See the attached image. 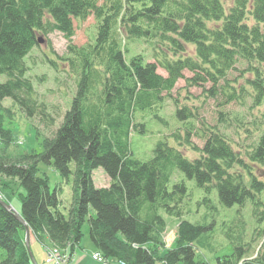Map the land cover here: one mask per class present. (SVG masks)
I'll use <instances>...</instances> for the list:
<instances>
[{"label":"trees","instance_id":"trees-1","mask_svg":"<svg viewBox=\"0 0 264 264\" xmlns=\"http://www.w3.org/2000/svg\"><path fill=\"white\" fill-rule=\"evenodd\" d=\"M90 15L96 21L93 39L81 46L69 42L62 57L75 94L42 150L3 153L14 137L0 112V176L15 178L23 189L18 212L34 239L70 258L81 247L87 222L94 252L109 264H264V0L229 5L223 0H0V75L6 77L0 100L9 98L27 117L52 120L39 103L25 58L39 44L38 33L59 31L70 40L73 19ZM135 41L148 46L154 61L142 53L126 57ZM233 72L238 74L230 79ZM182 78L185 87L210 83L204 96L223 94L224 104L249 99V108L259 113L248 125L234 121L236 134L243 131L250 141L232 142L197 118V107L186 102L189 96L185 102L172 97ZM166 97L172 98L180 126L156 142L150 158L139 160L130 148L131 135L145 132L137 117L167 125L159 116ZM219 114L218 121L227 122ZM194 120L202 125V147L190 141ZM40 163L52 165L63 178L72 174L65 214L59 208L61 189L51 190L47 178L38 175ZM97 168L108 176V186L94 184ZM175 173L202 191L199 204L214 208V194L224 207L237 206L222 223L229 253L216 256L222 244H216L215 222L182 219L190 213L192 193L178 175L173 180ZM246 205L248 219L242 213ZM161 210L179 219L170 247L161 239L166 227ZM24 235V225L0 204V264H33Z\"/></svg>","mask_w":264,"mask_h":264},{"label":"rangeland","instance_id":"rangeland-1","mask_svg":"<svg viewBox=\"0 0 264 264\" xmlns=\"http://www.w3.org/2000/svg\"><path fill=\"white\" fill-rule=\"evenodd\" d=\"M226 5H229L231 0H223ZM74 34L70 40L66 39L59 31H53L48 34L38 33L37 36L41 39L36 47L25 58V64L28 67V76L31 77L33 86L37 91L39 103H43L44 110L49 114L52 120H40L39 117H27L24 112L12 103L9 98L0 100V112L3 116V126L11 130L14 143L3 153L10 155H16L18 153L41 151L42 141L46 137H51L56 131L58 125L62 121L64 112L69 108L70 101L75 94V80L70 73L68 66L62 59L66 55L67 45L71 42L73 45L81 46L91 41L94 36L96 21L92 15L88 16L84 20L73 19ZM129 52L126 57L142 53L149 61H154L151 58L150 49L141 41H135L129 43ZM157 72L163 76L166 73L160 67L157 68ZM238 72H233L230 75V79L237 76ZM185 77H191V73L184 72ZM6 80L4 75H0V82ZM185 79H179L172 90V97L178 98L180 101H184L185 96H189L190 99L186 102L188 105L197 107V118H201L204 123L209 126H215L221 133L226 134L232 142H239L240 144H246L248 140L244 136L243 131L240 134H236L235 119H241L245 125L251 122L255 116L259 113L257 108H249L251 101L245 99L242 104L237 102H229L224 104L225 96L223 94H217L215 96L205 97L207 90L211 87L210 83H206L203 86H188L185 87ZM185 102V101H184ZM174 105L172 98H165L163 107L159 116L163 119L167 125L162 124L159 120H156L148 115L144 116V119L137 117V121L142 122L145 126L144 133L134 132L130 137V148L135 158L145 161L151 156V151L157 141L163 140L164 137L180 123L174 115ZM220 112H222L223 119L227 122H219ZM229 119V120H228ZM195 129L190 136V141L198 146L202 147L204 139L200 137V127L202 125L199 121H193ZM197 131V133L195 132ZM182 132V130L180 129ZM170 136V135H169ZM169 139H171L169 137ZM172 141V140H171ZM183 153L188 157H194V154L189 149L181 148ZM73 165L71 164V168ZM38 175L47 178L49 187L52 189H61L60 192V211L66 213L72 199V174L69 178H63L52 165L40 163L38 164ZM179 176L183 179L191 191V210L189 214L183 216V220H187L191 223H198L202 225H210L213 222L217 224L214 231V237H217L216 244H222L219 247L216 256L223 255L230 252V245L224 240L222 234V223L225 220L235 215L237 206L224 207L221 205L217 197L212 194L211 197L214 208H208L201 201L203 193L200 189L194 186L193 181L184 179L180 173H175L174 178ZM92 178L94 184L97 187L108 186L109 178L101 168H97L92 172ZM24 193L23 189L19 186L15 178H7L0 176V201L10 205L13 208V212H18L20 209L19 194ZM5 208V207H4ZM250 206L246 205L242 213L248 219ZM19 213V212H18ZM160 215L165 219L166 227L161 232L162 242L166 247H170L176 236L177 225L179 219L176 217L166 215L162 210L159 211ZM28 228V227H27ZM29 230V228H28ZM82 239L81 247L75 248L71 254L69 261L66 264H100L93 259L94 247L89 240L88 223L84 222L82 227ZM250 230H248L247 238L249 237ZM34 235L29 230V250L33 256L35 264H49L45 262L48 258L49 249H56L55 246L48 244L43 247L39 242L34 239ZM258 242L252 243V248H256ZM59 249V248H57ZM60 250V249H59ZM64 253V252H60ZM203 254V253H202ZM208 260L213 263V254H206ZM110 263H117L115 260H109ZM34 264V263H33ZM52 264V263H50ZM53 264H55L53 262ZM159 264V263H156Z\"/></svg>","mask_w":264,"mask_h":264},{"label":"built area","instance_id":"built-area-1","mask_svg":"<svg viewBox=\"0 0 264 264\" xmlns=\"http://www.w3.org/2000/svg\"><path fill=\"white\" fill-rule=\"evenodd\" d=\"M49 262H54L55 264H66V256L61 254L58 249H49L48 251ZM93 259L101 264H109L105 259L102 258L101 254L98 252H94Z\"/></svg>","mask_w":264,"mask_h":264},{"label":"water","instance_id":"water-1","mask_svg":"<svg viewBox=\"0 0 264 264\" xmlns=\"http://www.w3.org/2000/svg\"><path fill=\"white\" fill-rule=\"evenodd\" d=\"M41 41H42L41 39H38V43H41ZM0 204H1L3 207H5L8 211H10V210L13 211V208H12L10 205H8V204H6V203H4V202H2V201H0ZM13 214L15 215L16 219H17L18 221H20V222L24 225V227H25V235H24L25 244H26V246H27L28 253H29V256H30V259H31L32 263L35 264V261H34V259H33V256H32V254H31V252H30V250H29V244H28V240H29V230H28V228H27V226H26V223L24 222V220L22 219V217L20 216V214H19L18 212H13Z\"/></svg>","mask_w":264,"mask_h":264},{"label":"bare ground","instance_id":"bare-ground-1","mask_svg":"<svg viewBox=\"0 0 264 264\" xmlns=\"http://www.w3.org/2000/svg\"><path fill=\"white\" fill-rule=\"evenodd\" d=\"M58 251H59V252H63L62 250H59V249H58ZM116 264H118V263H116ZM119 264H124V263H123V262H122V263L119 262Z\"/></svg>","mask_w":264,"mask_h":264}]
</instances>
